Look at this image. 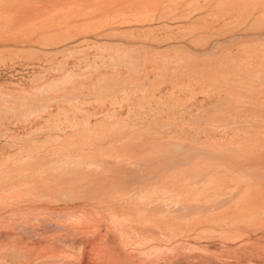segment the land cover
I'll use <instances>...</instances> for the list:
<instances>
[{"label": "rangeland", "instance_id": "374dc122", "mask_svg": "<svg viewBox=\"0 0 264 264\" xmlns=\"http://www.w3.org/2000/svg\"><path fill=\"white\" fill-rule=\"evenodd\" d=\"M131 1L0 0L5 155L45 148L47 137H74L52 130L68 123L170 140L188 150L179 164L208 156L192 171L200 174L264 148V29L257 20L216 10L192 15L195 0H173L190 5L183 13L158 2L134 12ZM187 245L204 257L220 253L204 241Z\"/></svg>", "mask_w": 264, "mask_h": 264}, {"label": "bare ground", "instance_id": "6f19581e", "mask_svg": "<svg viewBox=\"0 0 264 264\" xmlns=\"http://www.w3.org/2000/svg\"><path fill=\"white\" fill-rule=\"evenodd\" d=\"M194 2L192 15L238 13L264 29V0ZM131 3L134 12L190 6ZM52 130L75 136L0 150V264H264L263 147L200 174L192 171L208 156L179 164L188 150L170 140L76 123ZM193 241L220 253L204 257Z\"/></svg>", "mask_w": 264, "mask_h": 264}]
</instances>
